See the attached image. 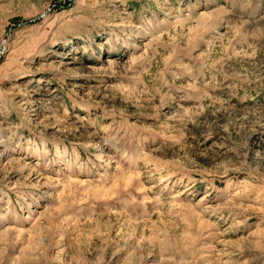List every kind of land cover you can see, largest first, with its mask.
Instances as JSON below:
<instances>
[{"label": "rangeland", "instance_id": "rangeland-1", "mask_svg": "<svg viewBox=\"0 0 264 264\" xmlns=\"http://www.w3.org/2000/svg\"><path fill=\"white\" fill-rule=\"evenodd\" d=\"M0 264H264V0H0Z\"/></svg>", "mask_w": 264, "mask_h": 264}]
</instances>
